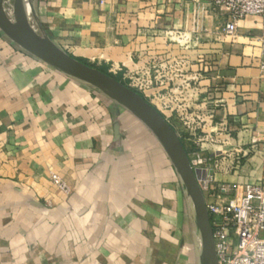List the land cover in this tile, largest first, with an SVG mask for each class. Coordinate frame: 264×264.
Wrapping results in <instances>:
<instances>
[{
	"label": "crops",
	"instance_id": "obj_1",
	"mask_svg": "<svg viewBox=\"0 0 264 264\" xmlns=\"http://www.w3.org/2000/svg\"><path fill=\"white\" fill-rule=\"evenodd\" d=\"M208 2L29 0L23 13L76 58L129 68L139 54L185 57L207 72L203 92L217 104L216 121L227 123L229 147H183L192 166L207 165L213 182L203 196L212 203L219 185L241 191L262 176L258 158L229 171L211 163L235 146H264V29L259 17H246L225 38L227 18L209 10L196 47L166 42L163 31H193ZM179 189L169 157L135 115L0 32V264H175L170 237L186 205Z\"/></svg>",
	"mask_w": 264,
	"mask_h": 264
},
{
	"label": "built area",
	"instance_id": "obj_2",
	"mask_svg": "<svg viewBox=\"0 0 264 264\" xmlns=\"http://www.w3.org/2000/svg\"><path fill=\"white\" fill-rule=\"evenodd\" d=\"M207 8L198 7L195 12L193 31L170 30L161 34L167 43L177 44L183 50H191L206 34L200 26L202 14L212 11L227 18L221 28V36L233 39L236 24L246 17H259L264 29V0H209ZM260 50L258 70L264 77V36L257 39ZM195 63L185 57L139 54L131 67L125 68L128 88L142 96L164 119L167 112L180 123L190 142L196 148L207 146L229 147L231 134L226 122L215 119L214 106L203 92V81L207 72L194 69ZM259 159L255 169L261 175L256 182L246 183L241 191L237 187L221 184L217 188L214 202L205 203L211 220L212 238L217 264H264V146L251 143L235 146L229 152L215 156L211 169L232 170L244 160ZM206 169V164L203 165ZM193 169L196 168L192 166ZM198 185L202 195L210 192L213 182L205 175ZM53 183L63 192L65 182L52 175ZM205 200V196H204Z\"/></svg>",
	"mask_w": 264,
	"mask_h": 264
},
{
	"label": "water",
	"instance_id": "obj_3",
	"mask_svg": "<svg viewBox=\"0 0 264 264\" xmlns=\"http://www.w3.org/2000/svg\"><path fill=\"white\" fill-rule=\"evenodd\" d=\"M0 32L6 35L21 50L38 60L52 65L60 72L70 75L86 84L111 95L127 111L135 115L156 137L180 177L185 196L192 209L193 222L203 239L207 264H217L212 238L211 220L208 216L204 196L198 181L204 180L206 171L192 167L179 135L142 96L127 88L110 74L81 63L71 54H66L51 41L40 37L29 28L18 27L14 17H9L2 9L0 0Z\"/></svg>",
	"mask_w": 264,
	"mask_h": 264
},
{
	"label": "rangeland",
	"instance_id": "obj_4",
	"mask_svg": "<svg viewBox=\"0 0 264 264\" xmlns=\"http://www.w3.org/2000/svg\"><path fill=\"white\" fill-rule=\"evenodd\" d=\"M10 9L12 11V13H14L15 10V6L13 4H10ZM27 12V10H26ZM23 13V12H22ZM15 14V13H14ZM7 15L9 17L12 16V14L7 12ZM24 20H28L26 18V14L23 13V21ZM31 26L34 29L35 33L38 34L40 37L49 40L51 37L45 33H41V26L38 22H35L31 19ZM50 41V40H49ZM53 43V42H52ZM54 44V43H53ZM119 58L122 57L121 55L118 56ZM80 59V58H77ZM90 64L94 65L97 68H102V70L104 71V73L106 74H110L113 77H117L118 81L121 82L122 84H124L126 87L128 86L129 81L127 80V78H125L126 70L125 68H123V66L119 63H113V62H108V63H104V62H99V61H87ZM128 88V87H127ZM166 117H167V122L169 123L170 126L175 127L182 136V144L183 142H188L189 145L191 146V148H195L196 145H193L192 142H190V138L188 136V134H186L183 126L178 123V121L174 120V117L172 116L173 114L167 112L165 113ZM173 123V124H172ZM172 128V127H171ZM170 165L172 167L174 176H176L177 182L179 183V190L182 193V196L184 197V202L186 205L181 206L182 209V215L184 216L185 219H183V221L181 220L179 223L180 228H176V231L174 232V235L172 237H170V239L172 240L173 246L175 247L176 245V249L175 252H173V255H176V262L175 264H201V246L199 244V238L197 240V227L193 222V218H192V209L190 206V203L188 201V198L185 196V191L181 182L180 177L177 175L176 170L173 166V164L171 163L170 159H169ZM176 183H172L170 184V187L175 190ZM176 209V208H175ZM175 235L180 239H174ZM262 237H264V235H261ZM176 241V242H175Z\"/></svg>",
	"mask_w": 264,
	"mask_h": 264
},
{
	"label": "bare ground",
	"instance_id": "obj_5",
	"mask_svg": "<svg viewBox=\"0 0 264 264\" xmlns=\"http://www.w3.org/2000/svg\"><path fill=\"white\" fill-rule=\"evenodd\" d=\"M10 1H13V5L15 6V12H14L15 15H14V13H12V11H11V9L9 7L10 6ZM5 2L6 3H5V6H4L3 0H2V9L5 12V14H7V12L12 14V17H14V24L16 26H18V27L29 28V29H31V31L34 32V30L31 28V18L28 19V20H24L23 21V13H22L23 12V8L26 5L27 11L29 13V9H28L29 0H6ZM197 235H198V238H199V244L201 246V256H200L201 264H207V259L205 257V250H204V245H203V239L201 238L200 233H198Z\"/></svg>",
	"mask_w": 264,
	"mask_h": 264
},
{
	"label": "trees",
	"instance_id": "obj_6",
	"mask_svg": "<svg viewBox=\"0 0 264 264\" xmlns=\"http://www.w3.org/2000/svg\"><path fill=\"white\" fill-rule=\"evenodd\" d=\"M81 63H83V64H85V65H89V66H91V67H94V68H97V67H95L94 65H92V64H90L89 62H87L86 60H84V59H78ZM98 70H100L101 72H103L104 73V71L102 70V68H97ZM106 74V73H105ZM112 76V75H111ZM115 79H117L118 80V78L116 77Z\"/></svg>",
	"mask_w": 264,
	"mask_h": 264
}]
</instances>
